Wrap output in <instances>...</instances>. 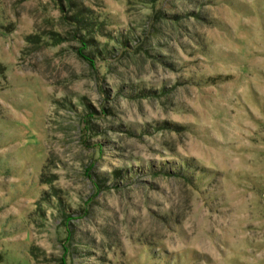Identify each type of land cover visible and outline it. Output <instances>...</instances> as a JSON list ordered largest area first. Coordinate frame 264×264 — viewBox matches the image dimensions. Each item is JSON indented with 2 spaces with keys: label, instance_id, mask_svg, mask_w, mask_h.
Returning a JSON list of instances; mask_svg holds the SVG:
<instances>
[{
  "label": "rangeland",
  "instance_id": "374dc122",
  "mask_svg": "<svg viewBox=\"0 0 264 264\" xmlns=\"http://www.w3.org/2000/svg\"><path fill=\"white\" fill-rule=\"evenodd\" d=\"M0 264H264V0H0Z\"/></svg>",
  "mask_w": 264,
  "mask_h": 264
}]
</instances>
